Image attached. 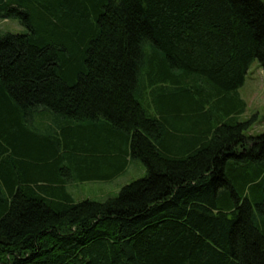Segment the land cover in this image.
Returning <instances> with one entry per match:
<instances>
[{"label": "trees", "instance_id": "16d2710c", "mask_svg": "<svg viewBox=\"0 0 264 264\" xmlns=\"http://www.w3.org/2000/svg\"><path fill=\"white\" fill-rule=\"evenodd\" d=\"M9 18L0 264H264V131L237 93L264 73V0H0ZM136 159L103 201L67 189Z\"/></svg>", "mask_w": 264, "mask_h": 264}, {"label": "rangeland", "instance_id": "374dc122", "mask_svg": "<svg viewBox=\"0 0 264 264\" xmlns=\"http://www.w3.org/2000/svg\"><path fill=\"white\" fill-rule=\"evenodd\" d=\"M26 29L17 19H0V35L5 32L23 33ZM143 76L146 77L143 72ZM149 97V91L146 92ZM237 93L246 103V110L240 116V120L251 119V126L248 130L250 134H258L264 131V73L257 59L253 60L245 75V80L242 86L237 89ZM152 106V105H151ZM154 109L153 107H151ZM31 124V128H41L50 122L48 117L46 121H40L37 115ZM45 119V118H44ZM145 168L143 163L136 160H128L125 171L119 173L108 180H71L67 182V189L71 193L75 201L82 199H92L103 201L110 196L117 194L120 187L134 179L144 175Z\"/></svg>", "mask_w": 264, "mask_h": 264}]
</instances>
